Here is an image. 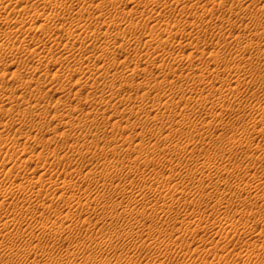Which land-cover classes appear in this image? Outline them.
Segmentation results:
<instances>
[{
  "label": "rangeland",
  "instance_id": "obj_1",
  "mask_svg": "<svg viewBox=\"0 0 264 264\" xmlns=\"http://www.w3.org/2000/svg\"><path fill=\"white\" fill-rule=\"evenodd\" d=\"M226 1L227 0H225V3ZM155 2L154 4H161L160 2L158 3V0ZM243 3L244 0H228L225 5L226 9L216 8L213 17L207 16L206 19H208L202 22L204 25L202 26V24L198 23L197 25L199 26L192 31L195 36L200 35L199 37L204 39H202L200 43L194 40L192 46L195 43H198L200 46L205 45L210 47L209 51L212 50L213 52H216L219 50L218 54L221 56V58H219L221 60L216 61L217 65L220 66V68L235 66L234 70L239 74L242 73L241 77H243L244 72L246 73L245 76L248 83L242 88V91L239 92L240 104L238 106L234 105L230 111L223 110L220 117L224 124L222 128L214 129L203 127L199 130H191L189 128L177 129L174 139L178 140L177 143L180 144L182 149H186V156L180 158L179 165H175L176 161L173 154H167L164 163L160 161L157 162V157L151 148L152 146L148 145L147 142L139 145L138 142H132L125 137L127 134H133L135 132H142L145 137L151 135L153 139L159 136L168 137L169 135L167 134V131L160 132L155 130V123L153 121H145L144 112L138 113L136 116H128L125 112L121 111L123 106L119 102H101L99 96L105 95L107 86H109L110 83L104 87L98 83L92 84V80L90 79L87 88H82L81 91L74 94V90L71 89L72 87L65 82V76L68 73L66 72L67 64L63 63L62 66H57V71L60 72L57 73V81L59 80L57 85L56 83H51V85H48L45 88L39 87V90H37V87L34 85L47 83L51 78L53 69L50 68L48 75L47 72L40 75V70H36L35 73H33L34 62H32L30 56L22 57L20 61L15 63V66H17L13 69H16L18 73L23 75H26L28 72L33 73L34 79L31 84H27L24 87L15 79H9L7 76H0V93L10 92L14 95L24 93L26 95L24 97L25 100H28L30 97V100H32L31 103H34V105L32 104L33 109L36 111L40 110L39 118L44 114L41 121L40 119L38 121L37 117L32 121L28 115L26 116V114L21 113V111H17L15 106H13L12 109H8V111L0 109V145L5 143L4 141L6 139V141H13L14 147L21 148L23 145L26 146V148H31V150H27L29 153L27 154V157L29 156L33 158V162H35V165L32 163V165L28 164L29 166H27V168H20L18 174L19 177H21L22 174L30 176H36L38 174L36 171H31H34L33 168L36 165V168H40L43 163L46 164L47 162H37L34 153L35 151L32 150V146L34 144L47 146L46 143L52 138L54 143L50 140L48 144L50 146L48 147H52L57 151V157L61 162L58 165L59 161L57 159L56 169L54 161L50 160V163L48 162V164L52 167L46 164L49 171L46 172L44 177L52 175V169L53 173L58 170L57 179L62 180L63 178L65 180L62 182H68L67 180L72 179L75 174L78 173V176L81 178L86 189L90 190L99 199L104 197L106 200L111 201V206H109L111 207L110 209L103 210L99 208V210L91 212L89 216L86 215L88 220L85 222V225L88 224L90 227H95V229L98 230H95L97 235L94 232V234L87 235L83 230H79L73 231V234H59L60 237L72 235L74 238L73 244L82 245L89 244L94 239H105L103 238V234H105L106 231L112 232V240H114L117 235L124 238V233L127 232L133 233L134 235L136 233V237H139L141 240L146 238L144 241L145 244L150 245L142 251L132 250V247L128 246H124L118 250V253L122 256L128 254L129 257H125L124 262L128 261L129 264H159L160 262H162L161 264H264V123H253L255 117V121H259L260 119L264 120V61L255 62L256 60L254 61L253 59L252 63H247L245 61L237 63L238 61L235 59L234 51L236 50V47L234 42H232L235 36H239L241 39L240 41L243 43L249 40L260 46L261 49H264V11L257 9L259 5L264 6V0H255L254 5L250 6L245 12H243V18L228 10L233 8L232 10H235L234 12H236L237 7ZM109 4L110 3H106V6ZM132 4H123L122 7L124 10L126 9L125 11L130 10L132 7L138 10L140 9V7L137 8L135 4L134 6H132ZM209 5L208 7H210ZM157 6L158 7L156 8L159 10L160 5ZM107 8L109 9V7ZM181 8L182 5L177 7L174 5L170 10L169 8L162 9L160 7L166 15L163 14L164 17H162L165 18V20L160 18V20H157V23L154 22V24L156 23L155 29L156 31L158 30L157 33L165 27L171 26L173 23L176 24V22H182L181 28L184 29L185 27L186 29L187 26L184 24L192 22L195 17V21L198 20L197 18H199V14L202 13L203 9L194 10L186 15L183 13L184 16L179 13L182 10ZM49 10L51 9H48V11ZM59 11L62 14L65 12L64 9L57 7V12ZM136 12L127 16V19L125 18L126 20L123 19V21H120L122 28L119 31L120 33L118 32L117 34L120 37L116 35L117 32H113L114 36H117L118 38L125 36V34L128 36L129 33L126 28L131 19H134V22H141V29L134 30L136 32L133 31L134 37L141 39L140 37L149 34V30L148 28L146 30L145 26L146 24H152L148 21L145 13H142L141 15L138 13L139 11L136 10ZM113 14L114 13L111 12L110 18L113 17ZM217 15L220 16L218 17ZM115 16L116 18L118 17L117 19H120L119 17L121 15L114 14L112 19H115ZM251 16H254L256 19L253 20ZM182 18H184V20ZM210 19L212 22H210ZM230 21L232 22L230 23ZM122 22H124L125 25ZM215 26H218L217 29ZM142 27L145 30H143ZM57 30H60V32L57 31L59 32V34L57 33V37L59 38L61 37L59 35L63 33L64 28ZM259 31H261V33ZM143 32H145V35H142ZM131 36L132 34L129 37ZM137 47L141 48V46L138 45ZM180 47L179 44L174 43V45L170 47V49L172 48L170 51L178 52L185 50L182 48L180 49ZM138 48L137 51L139 50L140 52V49ZM31 49L34 50L32 47ZM192 50H194V48ZM185 51L188 53L190 50L187 51L186 49ZM185 51H183L184 54H186ZM58 54H60V52ZM58 54L57 56H59ZM248 54L252 57L256 56L255 51H249ZM124 55L125 57H122ZM133 55V52H127L121 55L119 60L121 61L125 58V67L131 68L129 65L132 66L135 62ZM208 56L210 55L204 54V56H202L203 58L200 57L198 61L196 60L197 62H195L194 67L188 66L187 62L184 60L178 63V68L173 66L175 69L170 70L167 76L169 85L176 90L178 89L173 97L168 96V92L164 90L154 93V82L150 80L148 72L146 74L148 82L143 83V85L140 83L137 88L138 91L134 90L136 91L134 92L130 88L124 89L120 92V97L122 99H127L129 97H127V95L130 91V95L132 92V96L130 97H135L136 99H134L137 100L136 102H139L140 97L137 98V96H139V94L141 96V93L148 89L151 90L152 93L144 102V107L147 109H151L152 107L150 116H152L158 109L164 110L163 107H165L166 101L171 102L174 100L178 106L175 108L168 107L164 112L168 113L169 110H171V113H174V121H182L184 123L188 121L192 124L203 123L209 120L212 114H217L219 110L216 107L220 106V103L216 104L215 108L207 106L202 114H199L198 111H196L198 110L197 106L201 105V103L199 104V100H197L195 94H211L214 89L220 87L219 83L214 84L213 88L208 84L211 80L210 75L205 78L204 83L192 81V79L198 76L196 74L200 72V69L204 67L206 63L205 61L211 63V58ZM151 57L152 56H150V59H153V57ZM93 58L94 57L91 56L92 60H94ZM57 59L60 58L57 57ZM142 62H144V60H142ZM45 63V60L40 62V69L48 71L49 65H46ZM127 63L130 64L128 65ZM195 66L198 67L195 68ZM127 68H125V70ZM165 68L166 67H164V69ZM121 69L123 70V68H120L118 71H122ZM61 71H63V74H61ZM165 72H167L166 69ZM233 74V72L223 73L221 82L227 83V80L233 78ZM261 74L263 76H261ZM85 75L88 76V74L85 73H80L79 76L86 77ZM59 77L60 79H58ZM255 83L258 84V87L255 86ZM62 85L63 89L61 88ZM48 89L49 93L44 95L45 90ZM134 89H136V87ZM133 93L137 95L135 96ZM190 94L194 95V97H188ZM63 105L67 107H64ZM68 105L70 106V109ZM71 107L72 109L73 107L75 108L72 110ZM250 110H258L259 113L256 116L250 113ZM44 112H46V114ZM60 113L62 114L60 115ZM52 114L54 115V118ZM85 114H88L89 120H92L91 122H88L87 125L85 124V126L78 128L79 123L84 120ZM61 116H63L62 119ZM27 119L30 122H27ZM68 120L69 122H75L74 128L68 126ZM19 121H25L26 128H29L31 125L36 126L38 123L40 124V127H44L41 128V130L43 129L44 131L42 130L40 133L41 136L39 134L35 135L36 139H34L35 136L34 133L31 134L32 132L29 133L31 134L30 136L29 134L27 136L26 132H22L21 135L15 131V128H10L8 126L6 128L3 127V124L10 125L11 123L15 125L19 123ZM28 123L30 124L28 125ZM38 124L37 126L39 127ZM172 124L174 123L169 120L164 128L168 129L167 126ZM123 126H126V128H122ZM173 126L177 128V126ZM253 126L255 127L254 129ZM27 132L29 131L27 130ZM84 132L95 135L98 134L99 137L106 133L108 136L107 142H103L102 138L98 141L93 140L90 136L85 138ZM43 133L46 135H43ZM145 139L147 140V138ZM42 143L45 144L43 145ZM75 143L76 146L78 144L79 150L77 149V153L80 151L84 156L87 155L86 159H80L76 155L77 150H73V148H77L74 146ZM162 146L168 145H158L157 148H161ZM13 152H15V154ZM13 152H9L12 153V155H10V157H12L10 158L11 160L5 164L6 167L14 164L20 155L18 154L17 149ZM14 156H16V158ZM14 159L15 161L13 162ZM212 159L215 160L214 164L212 163ZM108 161H112L113 164H108ZM163 164H165V166H163ZM128 165L139 171L120 181H115L114 183L117 187L110 188L108 186L109 181H107V178L103 175L122 172L127 170ZM160 165L163 170L161 167L159 168ZM222 165L231 169L237 177L233 180L231 179L229 182L227 173L220 169ZM63 169L73 170H67L64 172ZM170 169H173L175 173L180 174H185L188 170H191L194 173L191 180H182L173 176L168 182L166 181L164 183L163 188L170 190L169 194L173 198L172 201L165 202L161 200V198L157 197V191L150 190L148 187L141 191H135L130 197L122 196V188L128 186L130 182L132 187H136L140 182L142 184L143 182H162ZM204 169H209V172H204L203 174L200 173V171ZM159 171L161 172L158 173ZM93 174L100 175V177L93 181L91 179ZM52 176L54 178L56 175L54 174ZM221 178H225V180H221ZM197 180H200L203 187L198 186ZM23 185L24 187H27L28 182L25 181ZM181 187H183V193L178 192ZM81 188H83V186H81ZM133 189L136 190L135 188ZM221 189L224 190V199L220 204L215 196ZM65 190L66 189L62 186H59L53 197L55 210L53 209V211H46L47 213L43 212L37 214L36 220L44 221L47 217L48 219L45 220H49V218L50 220H53L56 216L57 220H60L61 216L67 212L72 222L79 226L77 217L81 215V213L74 208L66 209L59 204L60 200H70V194L65 193ZM49 191L50 189L47 190V192ZM198 194H200V196ZM169 204L171 208H168ZM7 206L5 205L4 208L7 210L12 209L11 206ZM86 216L83 217L86 218ZM231 225L237 226L238 229L240 227V229L231 234V232H228V230H232ZM98 228H102V231ZM77 232L78 234L76 235ZM84 233L86 235H84ZM242 233H244V235ZM78 235L80 236L78 237ZM48 240L52 239H44L42 241L43 249L44 251L49 252L53 258L57 256V264L60 258H63L64 256L67 257L68 254H72L73 256L77 255V257H80V259L85 262H89L90 258L94 256L89 253L90 251L85 252L81 249L76 250V248H70L68 244L54 245L53 248H49L50 245L45 242ZM17 245L21 246L20 243ZM129 245L132 246L131 243ZM152 246L159 248L161 251H155ZM121 255L120 258L123 259ZM106 257L110 259L109 261L114 262L115 255L113 253H108Z\"/></svg>",
  "mask_w": 264,
  "mask_h": 264
},
{
  "label": "bare ground",
  "instance_id": "obj_2",
  "mask_svg": "<svg viewBox=\"0 0 264 264\" xmlns=\"http://www.w3.org/2000/svg\"><path fill=\"white\" fill-rule=\"evenodd\" d=\"M155 1L157 0H0V76L2 77L7 76L9 79H15L25 87L27 84H31V82H33L34 79L33 73H35L36 70H40V75H43L45 72H47L48 75L50 72V68H52L53 72L51 73V78L47 83L41 85H34L37 87L36 89L39 90V87L45 88L46 86L51 85V83H56L57 85V82L59 81V80L57 81V75H58L57 73H60L57 71V66L59 67L62 66L63 63H66L67 64L66 72L68 74L65 76L66 77L65 82H67L68 85L72 87L71 89L74 90V94H77L79 91H81L82 88H87L90 79L92 80V84L98 83L100 85H103L104 87H106L107 84L110 83L109 86H107V91L105 92V95L99 96L101 102H105V103H109L110 101H113L114 103L119 102L123 106L121 111L125 112L128 116H136L138 113L144 112L145 121H149V120L153 121L155 123V130H158L160 132L167 131V134L169 135L168 137L159 136L153 139L151 135L145 137V135L142 132H135L133 134H127L125 137L131 140L132 142L135 143L138 142L139 145H142L144 144V142H147L148 145L152 146L151 148L153 150V153L157 157L156 160L157 162L160 161L164 163L165 156L167 154H173L176 161L175 165H179L180 158L182 156H186L185 153L186 149H182L180 147V144L177 143L178 140L174 139L177 129L189 128L191 130H199L200 128L203 127L214 128V129L222 128L224 124L220 117L223 110L230 111L234 105L238 106L240 104L239 92L242 91V88L248 83V81L246 80V76H245L246 73L244 72L243 77H241L242 73L241 74L237 73L234 70L235 66L232 67L227 66L225 68L221 67L222 68L221 69L220 66L217 65L216 61L221 60L219 59L221 58V56L218 54L219 50L216 52L210 50L211 51L210 52L209 51L210 47H207L205 45L200 46L198 45V43H195L192 46V42H194V40L200 43L203 39L199 37L200 35L195 36L194 32L192 33L193 29L199 26L197 25L198 23L202 24L203 26L204 23L202 22L208 19V18L206 19L207 16L213 17L215 15L216 8L226 9L225 5L228 0L226 1V3L225 0H164V1L158 0V3L160 2L161 4H154ZM254 2L255 0H244V3L241 4L239 7H237L236 12H234L235 10L234 11L232 10L233 6L231 7L232 9H228V8L227 9L230 10V12L235 13L237 16H241L243 18L244 17L243 12H245L250 6H253ZM106 3H110V4L106 6ZM127 3L128 4L133 3L132 6H134L135 4L136 7L137 8L140 7V9L138 10L132 7L133 9L130 8V10L125 11L126 9L124 10L122 5L123 4L126 5ZM137 5H142V6H137ZM157 5H160L162 9L169 8V10L170 8H173L174 5H176V7L182 5L181 8L182 10L179 13L180 14L185 13V15L188 14L189 12H193L194 10L196 11L197 9L200 10L201 8L203 9H202V13L200 12L201 14H199V18H197L198 20L195 21L196 18L195 17L193 19L194 21L192 20V22H189L188 24H184L187 26L186 29L185 27L184 29L181 28L182 22L181 23L176 22V24L173 23L171 24V26L165 27L164 29H162L160 32L157 33L158 30L156 31L155 24L158 22L157 20H160V18L164 17L163 14L166 15L164 11L160 9V7L159 10L156 8L158 7ZM208 5L210 7H208ZM57 7L64 9L65 10L64 14H62L60 11L57 12ZM107 7H109V9ZM48 9L51 10L48 11ZM257 9H259L260 11H264V6L259 5ZM136 10L139 11L138 13H140L141 15L142 13L143 14L145 13L148 21L152 24V25L146 24L145 26L146 30L148 28L149 34L145 35V32H143L142 35L144 34L145 36L140 37L141 39L134 37L133 34L134 32H136L134 30L141 29L140 28L141 22L139 21H138L139 23L134 22L133 21L134 19L133 20L131 19L126 28L127 32L129 33L128 36H126L125 34V36L123 37L121 36V38H118L117 36L119 35L117 34L122 28L120 21H123V19H125L127 16L132 15L134 12H136ZM111 12L119 16L121 15L119 17L120 19H117L118 17L116 18V16L115 19H112L114 17V14L113 17L110 18ZM217 16L219 17L220 15ZM251 18H253V20L256 19L254 16H251ZM163 19L165 20V18H162V20ZM182 19L184 20V18ZM154 22L156 23L154 24ZM210 22H212V20ZM231 22L232 21H230V23ZM212 27L214 28V26ZM60 28H64V30L63 33L59 35L61 37L58 38L57 33L59 34L60 30L57 29ZM143 30L145 29L143 28ZM113 32H117L116 33L117 36H114ZM259 32L261 33V31ZM131 34L133 37L132 36L129 37ZM240 40L241 39L239 36H235V38L232 40V42H234L236 47V50L234 51H235V59L238 61L237 63H240L242 61H245L247 63L249 62L252 63L253 59L254 61L256 60L255 62L264 61V49H261L260 46L254 44L249 40L244 43ZM174 43L179 44V46H181L180 49L182 48L185 50L187 49V51L189 50L190 51L186 53V51L183 50L185 51L186 54H184L183 51H178V52L170 51L172 49V48L170 49V47L173 46ZM137 45L141 46L142 49L138 48ZM31 47L34 48V50L31 49ZM137 48L140 49V52L139 50L137 51ZM193 48L194 50H192ZM249 51H255L256 56L252 57L250 54H248ZM59 52L60 54H58ZM127 52L134 53L133 55L135 59L134 64L131 66L129 65L130 63L129 64L127 63L131 68L125 67L126 64V62L124 61L125 58L123 59L121 58L122 59L121 61L119 60L121 55ZM57 54L59 56H57ZM204 54L210 55L208 57L211 58L210 59L211 63L205 61L206 63L204 67L200 69V72L196 74L198 76L192 79V81L193 82L197 81L198 83H204L205 78L208 75H210L211 80L209 81L208 84L212 88L214 87V84L216 83L220 84V87L214 89L211 94L210 93L207 95H201L199 93L195 94L197 100H199V104L201 103V105L197 106L198 110H196L198 111L199 114H202L203 110L207 106L215 108V105L220 103V106L216 107L219 110V112L214 115L212 114L209 120L200 124L197 123L192 124L188 121L186 123L182 121H174V113H171V110H169L168 113H164L166 108L168 107L175 108L178 106L174 100H172L171 102L166 101L165 107H163L164 110L158 109L157 111H155V113L152 116H150L152 107L151 109H147L146 107H144V102L149 98L150 94L152 93L151 90L148 89L147 91L141 93L142 94L141 96L140 94L139 96H137V98L140 97L139 102H136L137 100H135L136 99L135 97L133 98L130 97L132 96V92L131 95L129 94L130 91L129 93L126 92L128 93L127 97L129 96L127 99H122L120 97L121 95L120 92L122 90L130 88L131 90L134 91L137 90L140 83L143 85V83L148 82L146 77L147 72L148 75L150 76V80L154 82V93L157 91L159 92L160 90H164L168 92V96L173 97L178 89L176 90L169 85L167 81L168 72L170 70H174L175 68H178L179 65L178 63H180V61L182 60L187 62L188 66L194 67L195 62H197L200 59V57L204 56ZM25 56H30L32 58V62H34V67H33L34 71L33 73L28 72L26 73V75H23L18 73L16 69L13 68L17 66V65L15 66V63L20 61L21 58ZM91 56L94 57L93 58L94 60L91 59ZM150 56H152L153 59H150ZM57 57L60 59H57ZM122 57H125V55ZM44 60L46 61L45 64L49 65L48 71H45V69L43 70L40 69V65H41L40 62L41 61L43 62ZM142 60H144V62H142ZM173 66L176 67L174 68ZM164 67H166L165 69L167 70V72H165ZM197 67L198 66H195V68ZM120 68H123V70L121 69L122 71H118V69ZM125 68L127 69L125 70ZM231 72L234 73L233 78L227 80L228 81L227 83L221 82L222 74L231 73ZM80 73L88 74V76L85 75L86 77L84 76L81 77L79 76ZM61 74H63V71H61ZM261 76L263 75L261 74ZM58 79H60V77ZM255 86L258 87V84L255 83ZM135 87L136 89H134ZM61 88L63 89V85ZM48 91L49 89L45 90L44 95L46 93H49ZM25 96L26 95L24 93L17 95H14L13 93L10 92L0 93V103H1L0 109L2 110L4 109L5 111H8V109L10 108L12 109V107L15 106L17 111H21V113L26 114V116L28 115L32 121H34L36 117L38 121L39 119L41 121V118L42 116H44V114L42 113L43 115L41 116V118H39L40 110L39 111L34 110L32 106V104L34 105V103H31L32 100H30V97L28 100H25L24 98ZM188 97L193 98L194 95L190 94L188 95ZM74 108L75 107H73V109ZM249 112L256 116L259 113L258 110H250ZM44 113L46 114V112ZM61 114L62 113H60V115ZM62 117L63 116H61V119ZM84 117H85L84 120L81 123H79L78 128L85 126V124L87 125L88 122H91L92 120V119L89 120L88 114H85ZM255 119L256 117L254 118L253 123H264V120L262 119H260L259 121H255ZM169 120H171L174 124L167 126L168 129H165L164 126L167 124ZM24 122L19 121V123L15 125L11 123L10 125L3 124V127L6 128L8 126L10 128L11 127L15 128V131L18 132L19 134H21L22 132H26L27 136L31 132H32L31 134L34 133V136L37 134L41 136L40 133L43 130V129L41 130V128L44 127H40V124L37 123L39 127L36 124V126L31 125L29 128L28 127L26 128V124ZM27 122L30 121H28L27 119ZM29 124L30 123H28V125ZM74 124L75 122H69L68 120V126L74 128ZM173 125L177 126V128H175ZM122 128H126V126H123ZM254 128L255 127L253 126V129ZM26 129L29 132H27ZM84 133H85L84 134L85 138L90 136L93 140H97V141L102 138L103 142H107L108 136L106 135V133H104L101 137H99L98 134L95 135L86 132ZM31 134H29V136ZM46 134L43 133V135ZM145 138H147V140ZM34 139H36V136ZM50 140H52V138L49 139V141ZM49 141L48 143H46L47 144V146L45 145L46 147L42 145L34 144L32 146V150L35 151L34 153L36 155L37 162H41V163L47 162L46 164L50 165L48 164V162L50 163L51 160L54 161L56 168L57 159L59 161L58 165L60 164L61 160L57 157V151L52 147H51L52 149L48 147L50 146L48 145ZM4 142L5 143L0 145V264H57V256L53 258L49 252L44 251L42 245V241L44 239H52L45 241L46 244L50 245L49 248H53L54 245L58 246L59 244L60 245L68 244L70 248H76V250L81 249L84 250L85 252L90 251L89 253L91 255H94L90 258L89 262L87 261L85 262L81 260L80 257H77V255L73 256L72 254L71 255L68 254L67 257L64 256L63 258H60L58 264L60 263L129 264L128 261L124 262L125 257H129L128 254L126 256H122L121 254L118 253V250H120L124 246H128V247H132L131 248L132 250L142 251L150 245V244L148 245L145 244L144 241L146 240V238L144 240H141L139 237L135 236L137 235L136 233L134 235L133 233H128V232L124 233V238H121L120 236L117 235L115 239L112 240V232L106 231V233L103 234L104 235L103 238L105 239H99V238L94 239L91 242L89 241L90 242V243L88 242L89 244H82V245L73 244L74 238L72 237V235L71 236L65 235L64 237H60V235H63V233L73 234L72 233L73 231H79V230H83L87 235H90L93 232L95 233V230H97L95 229V227H90L88 224L85 225V222L88 220L87 216H89L91 212L95 210H99V208L103 210L110 209L111 207L109 206H111V201L106 200L104 197L102 199H99L90 190L86 189L81 178L78 176V173H76L72 179L67 180L68 182H62L63 180H65L63 178L62 180L57 179L58 170L55 171V169H54L55 171L54 173H53V169L51 170L52 173L50 172L52 175L54 174L56 175L54 178L52 175H48L47 177H44L46 175V172L49 171L47 165L44 163L40 168H36L37 166L36 165L33 168L34 171H31V172L36 171L38 173L36 176L22 174V176L19 177L18 174L20 168L22 169L27 168V166H29L30 164L32 165V163L33 165H35V162H33L34 159L29 156L27 157V154H29L27 150H31V148H26V146L23 145L21 146V148L14 147V142L11 140L6 141L5 139ZM51 142H53V140ZM158 145H168V146H162L161 148H157ZM74 146L77 147L76 149L73 148V150L76 151L78 149V144L76 146L75 143ZM16 149L18 151V154H20L19 157L17 158V161H15V159L13 160V162L15 161L16 163L15 162L14 164L11 163L12 165L6 167L5 164L8 163L9 160H11L10 158L12 157V156L10 157L12 153L9 152L10 151L13 152L14 150L16 151ZM78 150L76 151V153L78 152ZM13 153L15 154V152ZM76 155L83 160L87 158V155L84 156L83 154L80 153V151ZM14 157L16 158V156ZM107 163L113 164L112 161H108ZM212 163L213 164L215 163L214 159H212ZM163 166H165V164H163ZM50 167L52 166L50 165ZM160 167L161 165L159 166V168ZM220 169H222L224 172L227 173L229 182L231 181V179L233 180L237 177V175L234 174V172L231 169H228L225 165H222ZM63 170L64 172H66L68 169H63ZM72 170L73 169H69L68 171H72ZM137 171L139 170L136 168H132L131 166L128 165L127 170H124L122 172H114L111 175L104 174L103 176L107 178V181H109L108 186L111 188V187H117V185L114 183L115 181H120L128 177L129 175L136 173ZM161 171H159L158 173H160ZM204 172H209V169H204L200 171V173L202 174ZM193 174L194 173L191 170H188L185 174H180V173H175L173 169H170L168 170L167 176L163 178L162 182H158V183L143 182V184L140 182L136 187H132L130 182L128 186L122 188L123 190L122 196L130 197L135 191L138 190L141 191L144 188L148 187L150 190L157 191L158 193L157 197L161 198V200L165 202L172 201L173 198L169 194L170 190L163 188L164 183L166 181L168 182L173 176H176L177 178H180L182 180H191ZM99 177L100 175L93 174L91 179L95 181ZM221 180H225V178H221ZM25 181L28 182L27 187H24L23 185ZM197 182L199 187H203L200 180H197ZM59 186H62L64 189H66L65 193L70 194V200L67 201L60 200L59 204L65 207L66 209L74 208L81 213V215L77 217L79 226H77L74 222H72L67 212L64 215L61 214L62 216L60 220H57V216L56 217L54 216L55 218L54 219L52 218L53 220H50V218L49 220H45L48 219V217L45 218L44 221L36 220L37 214H41L43 212L45 213L46 211H53L55 207L53 197L55 196V192L58 190ZM81 186H83V188H81ZM133 188H135L136 190H134ZM48 189H50L49 192H47ZM182 190L183 187H181V189L178 192L183 193ZM198 195L200 196V194ZM215 198L221 204L224 199V190L221 189L220 191H218L216 193ZM5 205L11 206L12 209L11 210L5 209L4 208ZM168 208H171L170 204L168 205ZM55 213L57 214L56 211ZM83 216H86V218ZM98 229L102 231V228H98ZM231 229L233 231L228 230V232H231L232 234V232H237L240 229V227L238 229L237 226L231 225ZM85 233L84 235H86ZM77 234L78 232L76 233V235ZM95 234L97 235V233ZM242 234L244 235V233ZM79 236L80 235H78V237ZM19 243L21 244V246L17 245ZM130 243L132 246L129 245ZM152 248L155 251H161L159 248L155 246H152ZM108 253H113L115 255V258L113 260L114 262L109 261L110 259L106 257ZM120 255L123 259L120 258ZM161 263L162 262H160L159 264Z\"/></svg>",
  "mask_w": 264,
  "mask_h": 264
}]
</instances>
